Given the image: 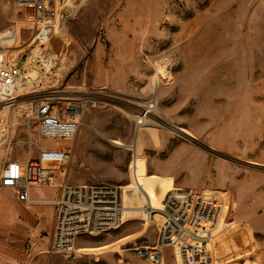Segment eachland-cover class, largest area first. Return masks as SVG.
<instances>
[{"label": "rangeland", "instance_id": "obj_1", "mask_svg": "<svg viewBox=\"0 0 264 264\" xmlns=\"http://www.w3.org/2000/svg\"><path fill=\"white\" fill-rule=\"evenodd\" d=\"M59 7V27L39 44L31 10L0 0L5 45L23 62L36 57L17 102L0 98V178L8 161L36 155L44 142L31 117L37 99L91 97L97 104L69 142L68 183L126 187L134 163L156 206L171 189L225 192L212 264H264V0H60ZM38 189L37 199L57 191ZM32 201L25 205L52 207ZM160 222L159 213L149 221L140 211L117 229L79 236L69 256L46 245L29 250L51 230L11 235L26 240L18 264H150L139 253L155 243ZM167 259L176 264L171 249Z\"/></svg>", "mask_w": 264, "mask_h": 264}, {"label": "built area", "instance_id": "obj_2", "mask_svg": "<svg viewBox=\"0 0 264 264\" xmlns=\"http://www.w3.org/2000/svg\"><path fill=\"white\" fill-rule=\"evenodd\" d=\"M14 2L31 10L28 16L37 24L35 40L47 43L62 20L60 0ZM7 39L0 35V98L13 106L19 98L27 62L10 51V46L5 45ZM96 104L97 100L91 97L59 101L49 95L37 99L31 117L44 142L37 146L36 155L22 161L10 160L1 172V186L12 188L17 200L28 206L33 202L32 188L58 190L54 199L41 203L51 204L55 210L48 246L68 256L75 252L73 247L79 236L100 234L124 224L122 186L67 182V167L72 158L69 142L79 132L84 111ZM228 209L229 196L225 192L181 188L170 191L160 209L157 239L151 247L142 249L140 256L150 264H168L167 250L171 249L176 264H212L210 243Z\"/></svg>", "mask_w": 264, "mask_h": 264}, {"label": "crops", "instance_id": "obj_3", "mask_svg": "<svg viewBox=\"0 0 264 264\" xmlns=\"http://www.w3.org/2000/svg\"><path fill=\"white\" fill-rule=\"evenodd\" d=\"M38 192H43V190L32 188L30 196L39 202L52 200L58 194L57 190L52 199H37L36 195ZM2 193L6 194L8 198L3 197ZM46 214H49L51 218L48 225L45 222ZM53 219V206L49 210L35 207V204L32 207H28L17 200L12 188L3 187V190H0V263L18 264L23 261L25 253L28 251L26 240L15 238L11 235L12 232L31 231L34 235L38 234L41 229L51 230L50 232H52L54 229ZM29 242L31 244L29 250L32 251H38L44 245H49V241L41 239H32Z\"/></svg>", "mask_w": 264, "mask_h": 264}, {"label": "bare ground", "instance_id": "obj_4", "mask_svg": "<svg viewBox=\"0 0 264 264\" xmlns=\"http://www.w3.org/2000/svg\"><path fill=\"white\" fill-rule=\"evenodd\" d=\"M31 55L32 56L29 57V61L23 69L21 86H20L21 88L23 86H26L29 83L28 71L25 68L30 62H35V59H36L34 52ZM7 104H10V103H7ZM134 146H136V145H134ZM125 189H127L129 191H127ZM122 190H123V198H124V204H125L123 215H124V222H126V221L132 219L133 217H135L137 214H139L140 211H141V213H142V211H144L145 217L148 218V220L150 221V214L156 213V212L160 214V209L162 207L163 199L165 198V196L170 191L175 190V189H171V190L164 192L162 195V198H161V206H156L153 203V199L151 197L149 189L140 180L138 173H137V170H136V166L134 163H132V165H131V183L129 185H127L126 187H122ZM135 201L137 203L136 204L137 206L134 205ZM143 204H146V206ZM154 216H155V214L151 216V219ZM223 220L224 219L222 218L221 228H223V226L225 225V224H223V223H225ZM219 231L220 230L218 229V226H217V229L214 233L213 239L210 243L211 249H212L213 240L215 239V237L217 236V233ZM74 248H75V246L73 247V250L75 251ZM178 256H179V254H178ZM212 263H213V261H212Z\"/></svg>", "mask_w": 264, "mask_h": 264}]
</instances>
